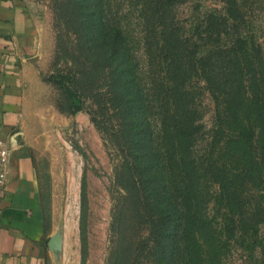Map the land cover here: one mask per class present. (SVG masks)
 <instances>
[{
	"label": "rangeland",
	"instance_id": "obj_1",
	"mask_svg": "<svg viewBox=\"0 0 264 264\" xmlns=\"http://www.w3.org/2000/svg\"><path fill=\"white\" fill-rule=\"evenodd\" d=\"M24 1L42 32L43 81L35 86L24 130L38 168L48 229L59 236V243L44 253L46 264H148L151 222L157 210L136 209L130 202L135 192L131 190L128 195L123 187L130 186L131 181L128 170L123 168L122 153L114 143V105L106 85L112 79L114 65L106 62L107 71L103 72L101 65L88 62L98 53L90 50L95 41L92 32L87 31L93 21L89 20L93 7L86 5L79 12L77 0ZM103 2L104 21L111 28L115 0ZM244 4L264 45V0H244ZM128 6L124 4V8ZM225 7V0H185L176 4L174 11L186 27H192L198 17L212 9L224 12ZM84 13L90 14L88 18L83 17ZM136 14L135 10L125 14L123 23L130 30L140 69L148 75L151 67L144 30ZM150 80L151 76L148 84ZM201 108L204 129L196 154L207 153L201 164V186L206 192L207 211L220 222L218 229H224L228 242L224 262L264 264V182L254 183L256 174L237 178L233 183L223 182V173L229 169V150L224 139L219 141L214 136L216 102L207 89L202 94ZM158 111L154 109L152 114L156 146L169 184L183 204L177 187L178 170L166 154L167 142ZM220 193L226 195L225 200ZM184 222L183 219L178 241L180 264L189 249Z\"/></svg>",
	"mask_w": 264,
	"mask_h": 264
},
{
	"label": "trees",
	"instance_id": "obj_2",
	"mask_svg": "<svg viewBox=\"0 0 264 264\" xmlns=\"http://www.w3.org/2000/svg\"><path fill=\"white\" fill-rule=\"evenodd\" d=\"M183 1L115 0L111 28L104 21L103 0H77L76 7L79 12L86 5L93 7L92 30L87 31L95 41L90 50L99 54L88 62L98 63L103 72L107 63L114 65L106 85L114 105V143L131 181L123 187L128 195L135 192L130 202L136 209L157 210L151 222L148 264H180L183 219L189 248L183 264H225L228 242L224 229H218L220 222L207 211L201 186V164L207 153L196 154L204 129L202 94L207 89L213 96L214 136L228 145L229 169L223 182L255 174L254 183L264 182V45L244 0H225L224 12L212 9L192 27H186L174 11ZM131 10L143 25L148 75L140 69L130 30L123 23ZM154 109L162 116L166 154L178 170L183 204L169 184L156 146ZM220 194L225 200L226 195Z\"/></svg>",
	"mask_w": 264,
	"mask_h": 264
},
{
	"label": "crops",
	"instance_id": "obj_3",
	"mask_svg": "<svg viewBox=\"0 0 264 264\" xmlns=\"http://www.w3.org/2000/svg\"><path fill=\"white\" fill-rule=\"evenodd\" d=\"M41 27L24 0H0V139L9 146L0 202V264H46L53 231L25 120L40 76ZM0 163V170L2 169Z\"/></svg>",
	"mask_w": 264,
	"mask_h": 264
},
{
	"label": "built area",
	"instance_id": "obj_4",
	"mask_svg": "<svg viewBox=\"0 0 264 264\" xmlns=\"http://www.w3.org/2000/svg\"><path fill=\"white\" fill-rule=\"evenodd\" d=\"M9 153H10L9 146L6 144L5 141L0 139V163L3 166L2 169L0 170V202L2 201L3 192L6 186L7 170L5 165L7 163V158Z\"/></svg>",
	"mask_w": 264,
	"mask_h": 264
},
{
	"label": "water",
	"instance_id": "obj_5",
	"mask_svg": "<svg viewBox=\"0 0 264 264\" xmlns=\"http://www.w3.org/2000/svg\"><path fill=\"white\" fill-rule=\"evenodd\" d=\"M59 236L58 235H56V234H54L53 236H52V238H51V246H55L56 245V243H59L58 241H59Z\"/></svg>",
	"mask_w": 264,
	"mask_h": 264
}]
</instances>
